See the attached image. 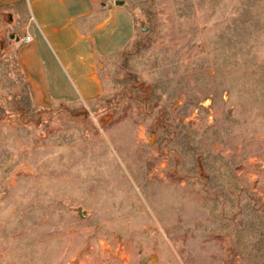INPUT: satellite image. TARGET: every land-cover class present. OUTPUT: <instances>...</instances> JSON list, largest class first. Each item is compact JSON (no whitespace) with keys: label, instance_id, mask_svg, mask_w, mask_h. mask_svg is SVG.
<instances>
[{"label":"rangeland","instance_id":"374dc122","mask_svg":"<svg viewBox=\"0 0 264 264\" xmlns=\"http://www.w3.org/2000/svg\"><path fill=\"white\" fill-rule=\"evenodd\" d=\"M93 3L100 93L49 107L0 11V264H264V0Z\"/></svg>","mask_w":264,"mask_h":264},{"label":"crops","instance_id":"0c3cea01","mask_svg":"<svg viewBox=\"0 0 264 264\" xmlns=\"http://www.w3.org/2000/svg\"><path fill=\"white\" fill-rule=\"evenodd\" d=\"M25 1L0 0V11H18L21 5L27 10L30 39L11 37L35 104L49 107L55 101L96 97L100 93L97 58L106 50L100 45L101 30L110 26L117 8L93 0H54L53 6L48 0H29L28 7Z\"/></svg>","mask_w":264,"mask_h":264},{"label":"trees","instance_id":"16d2710c","mask_svg":"<svg viewBox=\"0 0 264 264\" xmlns=\"http://www.w3.org/2000/svg\"><path fill=\"white\" fill-rule=\"evenodd\" d=\"M15 64H16V66L17 67H19V65H18V62H17V59H16V55H15ZM20 68V67H19ZM21 70V69H20ZM22 72V71H21Z\"/></svg>","mask_w":264,"mask_h":264},{"label":"built area","instance_id":"2783aa9c","mask_svg":"<svg viewBox=\"0 0 264 264\" xmlns=\"http://www.w3.org/2000/svg\"><path fill=\"white\" fill-rule=\"evenodd\" d=\"M29 39H30V37H29V36H26L25 39H24V41L26 42V41H28Z\"/></svg>","mask_w":264,"mask_h":264},{"label":"water","instance_id":"95a60500","mask_svg":"<svg viewBox=\"0 0 264 264\" xmlns=\"http://www.w3.org/2000/svg\"><path fill=\"white\" fill-rule=\"evenodd\" d=\"M155 259H156V257H153V258H152V262H154V261H155Z\"/></svg>","mask_w":264,"mask_h":264}]
</instances>
